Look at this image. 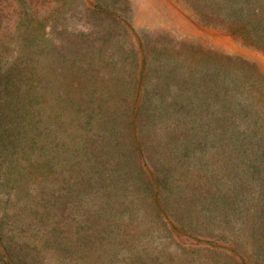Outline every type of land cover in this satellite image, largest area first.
Returning a JSON list of instances; mask_svg holds the SVG:
<instances>
[{"label": "rangeland", "instance_id": "1", "mask_svg": "<svg viewBox=\"0 0 264 264\" xmlns=\"http://www.w3.org/2000/svg\"><path fill=\"white\" fill-rule=\"evenodd\" d=\"M204 71L235 77V120L261 129L242 197L217 205L191 192L170 207L155 171L134 170L153 201L108 210L84 167L101 170V186L117 158L93 137L144 102L177 100ZM2 142L0 264H242L264 239V0H0Z\"/></svg>", "mask_w": 264, "mask_h": 264}, {"label": "trees", "instance_id": "2", "mask_svg": "<svg viewBox=\"0 0 264 264\" xmlns=\"http://www.w3.org/2000/svg\"><path fill=\"white\" fill-rule=\"evenodd\" d=\"M212 74L220 75L217 82L211 81L210 72L204 71L182 88L180 97L183 95L181 98L187 100L185 106L188 107L178 111V116L172 115L171 106L179 102L180 97L176 100L172 96L170 101L163 102L161 95L158 105H145L144 102L130 117L118 116L117 124L109 134L99 133L101 141L93 137L92 143L99 142L100 152L103 150L107 161L117 158V165L109 168V175L105 176L109 181H103L101 186L96 182L101 170L84 167V188L96 200H104L102 205H108V210L123 201V211L134 212L136 207L138 211L141 201L146 198L153 201L154 190H147V183L144 188H133L134 181L128 172L139 170L148 178L154 170L161 202L170 207L174 201L190 197L191 192L217 205L226 203L229 197H242V190L250 182L243 177L241 168L250 161L249 156L254 150L263 148L259 138L261 129H256L253 120L243 124L235 120L244 113L240 110L234 116L239 97L236 88H230L229 84L235 77L223 71ZM246 113L248 119L253 117L251 112ZM249 125L252 129H248ZM104 128H109L107 120L96 131ZM110 135H113L112 141L107 142ZM4 142L0 143V150ZM78 153L75 152L76 157ZM90 154L94 156L93 152ZM105 158L99 159L102 164H105ZM141 167L148 169H144L145 172L140 170ZM53 198L58 200V197ZM97 246L102 248L100 243ZM253 251L244 254L242 264H264L262 237L256 239Z\"/></svg>", "mask_w": 264, "mask_h": 264}]
</instances>
